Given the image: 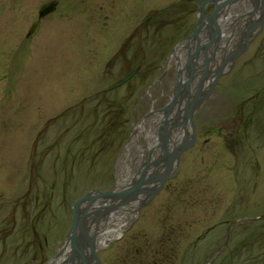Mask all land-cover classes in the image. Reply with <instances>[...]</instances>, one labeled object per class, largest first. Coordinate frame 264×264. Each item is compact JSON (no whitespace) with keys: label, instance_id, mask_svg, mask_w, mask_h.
<instances>
[{"label":"rangeland","instance_id":"1","mask_svg":"<svg viewBox=\"0 0 264 264\" xmlns=\"http://www.w3.org/2000/svg\"><path fill=\"white\" fill-rule=\"evenodd\" d=\"M49 1L0 0V264H47L74 202L118 186L136 126L169 100L171 51L205 0H57L39 19ZM237 12L226 51L243 40ZM210 94L193 118L195 145L98 248L102 264H264V26ZM149 147L141 137L124 185Z\"/></svg>","mask_w":264,"mask_h":264},{"label":"water","instance_id":"2","mask_svg":"<svg viewBox=\"0 0 264 264\" xmlns=\"http://www.w3.org/2000/svg\"><path fill=\"white\" fill-rule=\"evenodd\" d=\"M235 1L239 0H223L217 5L216 9L212 14L209 15L207 19L204 18V6L206 5V3L200 5L199 21L193 33L189 38L186 39L185 42V47L187 48L192 40L197 41L193 51L191 47L189 48L186 57V64L184 65V69L189 70L188 80L183 81L182 74L180 78L179 73L176 87L172 92L170 102L163 108L157 110L158 113L162 114V119L158 126V136L162 143L163 149V153L161 155L162 157L153 162L146 163L142 168H140V176L136 179H133L130 184L122 190L117 191L116 188L109 192L94 190L80 198V200H78L74 205L72 225L66 236L63 248L52 260V262L60 255L67 253L68 255L65 259L67 263L74 264L76 259H81L83 262L82 264H88V260L84 257V252H87L88 250L85 247L84 243H82L81 241V239H85L88 242L92 259L95 262L94 264H100V261L96 255L94 236L92 235L93 237H91L88 233V230L83 225V223L85 222V217L81 214L82 205L84 203L93 202L97 199L105 200L106 204L109 200H113L114 202L119 201L121 203V206L128 205L130 202L140 199L141 196H144L145 199H152L158 192L163 189V186L166 180L170 177L176 163L179 160L180 155L184 151L192 148L195 145L196 133L193 123V116L196 110L200 107L206 97L209 96L220 75L225 72V68H229L233 61L247 50L249 43L254 39V37L259 34L264 26V6L259 9L260 7L258 8L256 5V1L259 0H251L253 2V7L250 13H253V15L255 16L256 13L259 12L258 20L255 17L254 19L256 20V22L254 24L247 25L244 31L240 33V40H242L243 38V40L240 42V49L230 51L229 53L226 52L225 55H223L225 48L222 49L221 52H219L221 56L220 63L216 70L211 73L208 70L210 66V60L208 59V47L214 43V39L209 40L207 44L202 46L200 44L199 34L202 28H204L205 24L207 23L209 28L212 25L215 26V30L219 38L220 29L215 14L222 8H225L227 5L234 3ZM261 2L264 4V0H261ZM56 5L57 1H52L43 5L39 9V19H42L47 14L53 12ZM39 23L40 21L38 20L31 25L26 35L27 39L37 33L39 29ZM201 50H203V54L205 56L204 70L197 80V85L194 92H192L188 87V85L194 80L195 76V70L193 69L192 63L194 58H198ZM218 50L219 45H216L211 57L217 56L216 53L218 52ZM135 72L136 70L124 77L118 83L112 85V87L108 88L107 91L115 87L122 86L132 77ZM208 78H211V81L208 85V89L205 91L203 90V84L205 81H207ZM188 123L190 126L189 132L188 130H186V126ZM179 127H181V129L183 130L182 139L177 142V144H173L172 147H170V139L173 134L172 132L176 131ZM153 151L154 148L150 150V153ZM159 164L164 167V170L160 174H152L150 176H147V169H149L150 167L155 168ZM158 167L160 168V166ZM115 206L118 207L119 205ZM102 209L104 211L103 213H108L109 211L114 210V208L111 207Z\"/></svg>","mask_w":264,"mask_h":264},{"label":"bare ground","instance_id":"3","mask_svg":"<svg viewBox=\"0 0 264 264\" xmlns=\"http://www.w3.org/2000/svg\"><path fill=\"white\" fill-rule=\"evenodd\" d=\"M233 4V3H231ZM232 10L230 16L226 17L225 20L219 21L218 26L220 29L219 33V41L216 40L218 37L214 34L213 38L214 43L213 45H222L226 44L225 39L227 34L234 35L236 32L239 31L238 24L232 23L231 25H228L229 20L231 18L232 13L236 14V16H239L241 12H237ZM222 17V15L220 16ZM256 20L254 19L253 13H250L248 17L245 20V24H254ZM207 33H210L208 28L206 29V26L202 28L200 34H199V40L200 43H202V38ZM197 42L194 40L192 43H190L187 46V49L189 51V48L192 47ZM235 45L231 49H235ZM177 58L181 61L184 56L182 52L178 51L176 49ZM222 54V53H221ZM182 62V61H181ZM193 67L197 66L199 64V61L194 58L193 60ZM180 73L183 74V71L178 72V75ZM187 78V77H186ZM153 91H150V94H154L155 87L152 88ZM208 89V87L205 89V91ZM161 117L159 118L158 112L154 109L151 110V113L143 119L135 128L134 134L132 136V139L130 143L128 144L125 152L123 153L121 160L119 161V171L117 174L118 179V188L122 186V189L124 188V182L125 180V171H127L128 164L131 162V156L133 154V150L140 149V139L143 137L145 141L148 143V146H153L156 143V124L160 122ZM194 126L196 125L195 121L193 120ZM186 130L188 132L190 131L189 123L186 126ZM182 130V129H181ZM183 131V130H182ZM177 132L179 133L181 137L179 139H182V133H180V129H177ZM178 141H176L174 144H177ZM148 170V169H147ZM147 172V171H146ZM127 179V178H126ZM140 199L130 202L128 205L121 206V203L119 201H113V200H106L108 203L106 204L105 200H94L90 203H84L81 207V214L85 217L83 225L88 230V233L92 234L94 236V241L97 242V245L99 247H104L107 245L108 242H111L114 239H118L122 233L123 228L126 225V219L133 216L135 211L138 208V205L140 203ZM115 205H119L116 207ZM114 208L113 211H109L108 213H103L102 208ZM111 225V227L109 226ZM66 256L65 254L60 255L58 258H56L52 263L50 264H67L65 261ZM65 261V262H64Z\"/></svg>","mask_w":264,"mask_h":264},{"label":"flooded vegetation","instance_id":"4","mask_svg":"<svg viewBox=\"0 0 264 264\" xmlns=\"http://www.w3.org/2000/svg\"><path fill=\"white\" fill-rule=\"evenodd\" d=\"M56 1H57V0H56ZM57 4H58V1H57ZM240 6H241V4H240ZM39 25H40V23H39ZM142 26H143V25L139 24V25H138V29H141ZM138 29H137V30H138ZM137 30H136V31H137ZM214 31H215V30H214ZM132 37H133V36L129 37V38L127 39V41H126L125 44L129 43V41L132 39ZM25 38H26V37H25ZM202 40H203V41L208 40V35H207V34L204 35Z\"/></svg>","mask_w":264,"mask_h":264}]
</instances>
